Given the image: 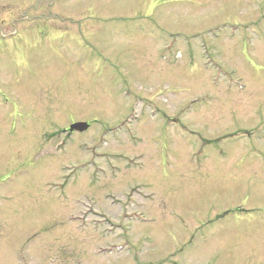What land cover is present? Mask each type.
Here are the masks:
<instances>
[{"label": "rangeland", "instance_id": "374dc122", "mask_svg": "<svg viewBox=\"0 0 264 264\" xmlns=\"http://www.w3.org/2000/svg\"><path fill=\"white\" fill-rule=\"evenodd\" d=\"M3 23L0 264H264V0H0Z\"/></svg>", "mask_w": 264, "mask_h": 264}, {"label": "flooded vegetation", "instance_id": "af4514ba", "mask_svg": "<svg viewBox=\"0 0 264 264\" xmlns=\"http://www.w3.org/2000/svg\"><path fill=\"white\" fill-rule=\"evenodd\" d=\"M5 23L2 24V26L0 27V41L1 40H8L10 42V36H9V30L10 28H5ZM22 34L20 36V38H18L17 43L14 45H8V46H2L1 50H5L6 52L8 51H14L17 54L21 55L24 58L28 57V51L29 48L35 45H38L42 42V38H43V34L40 30H35V28H27V29H22ZM18 34V31H17ZM35 113L37 115H39L38 112H33L32 115H35ZM67 132L68 136H71L72 134L68 132V128L67 129H63L61 132ZM60 134V135H61Z\"/></svg>", "mask_w": 264, "mask_h": 264}, {"label": "water", "instance_id": "95a60500", "mask_svg": "<svg viewBox=\"0 0 264 264\" xmlns=\"http://www.w3.org/2000/svg\"><path fill=\"white\" fill-rule=\"evenodd\" d=\"M88 124L85 122H77L70 126V132L73 131H85L88 128Z\"/></svg>", "mask_w": 264, "mask_h": 264}]
</instances>
